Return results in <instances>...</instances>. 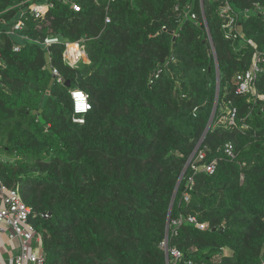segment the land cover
I'll use <instances>...</instances> for the list:
<instances>
[{"label":"trees","instance_id":"1","mask_svg":"<svg viewBox=\"0 0 264 264\" xmlns=\"http://www.w3.org/2000/svg\"><path fill=\"white\" fill-rule=\"evenodd\" d=\"M46 1L0 0V151L13 158L0 161V174L20 185L36 214L47 264H167V238L183 261L264 264V100L236 93L235 76L250 68L254 48L225 38V0H72L79 11L51 0L44 19L28 15L22 33L31 40L6 32ZM228 1L242 13L245 39L264 50V14L255 9L264 0ZM50 35L62 42L48 48ZM67 41H82L89 62L65 63ZM48 49L62 83L47 67ZM216 59L218 105L202 147L218 166L213 174L188 168L177 190L214 111ZM256 87L264 94L263 76ZM73 89L92 103L83 123L73 120ZM229 101L235 127L219 123Z\"/></svg>","mask_w":264,"mask_h":264},{"label":"built area","instance_id":"2","mask_svg":"<svg viewBox=\"0 0 264 264\" xmlns=\"http://www.w3.org/2000/svg\"><path fill=\"white\" fill-rule=\"evenodd\" d=\"M66 2L71 3L72 7L79 11L80 6L76 4L72 0H64ZM203 7V2L200 0ZM54 6L53 1L49 0L44 3L31 5L29 10H23L10 29L6 32L12 36L23 40H31L28 36L23 35V31L27 26L28 15L30 14L35 19H44L49 10ZM178 9V7H177ZM255 9L264 14V7L260 4H255ZM241 13V12H240ZM234 11L230 2L225 0L222 4V8L220 10V15L223 18L222 29L225 32V38L227 40L236 42L237 40H246L250 45L254 48V53L252 56V61L250 68L243 73H238L235 76L236 79V93L237 94H249L252 93L256 95L258 98L264 100V94H259L257 91V81L263 76L264 77V50L258 48V44L253 39H245V33L243 30V26L240 22L241 14ZM245 14L243 15L245 18H248L250 15L249 9H246ZM191 17L193 19L197 18L196 13H192ZM111 22V17H106V24ZM205 25L208 28L207 21L205 20ZM3 30L0 28V34ZM209 39L213 44L211 33L209 32ZM62 40L58 36L50 35L44 39V44L49 48L54 44L61 43ZM23 48V45L20 43L13 44V51L20 52ZM213 50L216 55L215 47L213 44ZM47 67L50 69L52 75L57 80L58 83H62L63 77L57 67L52 64L51 52L47 50ZM3 54L0 52V68L5 67V63L3 61ZM63 60L70 66H77L81 62H89L88 53L86 50V46L82 41H67L65 42V48L63 51ZM161 70L158 71L156 77L159 76ZM1 81V75H0ZM81 92L85 96V104L87 106V111H77L76 109V97L74 95L75 92ZM220 91V90H219ZM71 98L73 100L74 106V117L73 120L75 122L81 123L80 121L85 119V114H87L92 109V103L89 99L88 94L81 89H73L71 90ZM232 102H228V108L226 110V114L223 115L219 119V123L221 125H225L228 127H235L238 110L236 107L232 106ZM215 115V114H214ZM219 124V125H220ZM203 142L198 147V150L194 154V156L190 157L188 160V168L191 167L194 173L196 172H206L208 174L215 173L218 166V159H213L210 162H206L207 150L202 147ZM224 153L231 159L236 158L235 147L232 142H228L225 145ZM195 186V175H191L188 177L186 184V191L184 193L185 201H190L191 191ZM36 214H33L32 207L26 203L24 200L20 185L9 186L5 183L0 174V233L5 232L7 227L10 228L9 237L19 238L21 242V252L14 259V264H47V256L45 252L41 249V235L37 229V227L32 222V218L35 217ZM44 217H49V214H43ZM189 220L192 222H196L197 225L201 229H206L208 225L206 223H198L196 217H189ZM183 222L182 218L173 220V224L175 226L180 225ZM161 247L164 249L166 253L167 264H195V262L191 259H187L183 261V252L177 247L170 246L168 238L161 242Z\"/></svg>","mask_w":264,"mask_h":264},{"label":"crops","instance_id":"3","mask_svg":"<svg viewBox=\"0 0 264 264\" xmlns=\"http://www.w3.org/2000/svg\"><path fill=\"white\" fill-rule=\"evenodd\" d=\"M10 228L0 233V264H14V259L21 252V242L19 238L11 239L9 237ZM229 253L228 250L225 251ZM31 264V263H27Z\"/></svg>","mask_w":264,"mask_h":264},{"label":"water","instance_id":"4","mask_svg":"<svg viewBox=\"0 0 264 264\" xmlns=\"http://www.w3.org/2000/svg\"><path fill=\"white\" fill-rule=\"evenodd\" d=\"M202 2H203V0H202ZM216 62H217V72H218V87H217V95H216V103H215L214 111H213V114H212V116H211L210 122H209V124H208V126H207L206 132H205L204 136L202 137V139L200 140V142H199V144H198L197 148L195 149V151H194V153H193L192 156H194V154H195L196 151L198 150V147H199L200 144L204 141L205 135H206V133H207V132L209 131V129H210V126H211V124H212V122H213V119H214V114H215L216 109H217L218 98H219V90H220V67H219L218 60H217V59H216ZM68 84H69V86H70V83H68ZM192 156H191V157H192ZM187 167H188V163H187V165L185 166V168H184V170H183V172H182V175H181L180 180H179L178 185H177V190H178V187H179V185H180V183H181V181H182V179H183V177H184V175H185V173H186ZM175 196H176V194H175ZM175 196H174V198H173V200H172V203H171V206H170V213H171L172 208H173V203H174Z\"/></svg>","mask_w":264,"mask_h":264},{"label":"clouds","instance_id":"5","mask_svg":"<svg viewBox=\"0 0 264 264\" xmlns=\"http://www.w3.org/2000/svg\"><path fill=\"white\" fill-rule=\"evenodd\" d=\"M76 93H79L80 95H76ZM74 95L77 101L76 103L77 111H87V106L85 104V99H86L85 96L79 91L75 92ZM80 122L83 123V120H81Z\"/></svg>","mask_w":264,"mask_h":264},{"label":"rangeland","instance_id":"6","mask_svg":"<svg viewBox=\"0 0 264 264\" xmlns=\"http://www.w3.org/2000/svg\"><path fill=\"white\" fill-rule=\"evenodd\" d=\"M0 161L6 162V161H13V158L10 157L8 154H6L3 151H0Z\"/></svg>","mask_w":264,"mask_h":264},{"label":"snow or ice","instance_id":"7","mask_svg":"<svg viewBox=\"0 0 264 264\" xmlns=\"http://www.w3.org/2000/svg\"><path fill=\"white\" fill-rule=\"evenodd\" d=\"M76 95H80L79 93H76Z\"/></svg>","mask_w":264,"mask_h":264}]
</instances>
